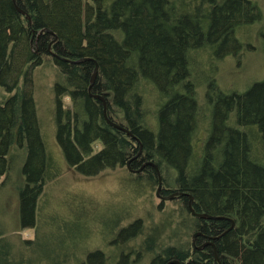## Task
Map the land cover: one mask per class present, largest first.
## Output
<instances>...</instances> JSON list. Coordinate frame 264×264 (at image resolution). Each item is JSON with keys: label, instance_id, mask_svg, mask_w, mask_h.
<instances>
[{"label": "trees", "instance_id": "obj_1", "mask_svg": "<svg viewBox=\"0 0 264 264\" xmlns=\"http://www.w3.org/2000/svg\"><path fill=\"white\" fill-rule=\"evenodd\" d=\"M258 12L249 0H0V87L10 93L0 99V190L18 162L17 227L34 231V238L16 242L0 232V264H264V80L241 92L210 80L199 109L190 78L191 53L234 52L235 30ZM49 43L61 57L87 60L52 57ZM220 46L225 50L217 53ZM48 57L55 67L53 137L63 166L89 177L129 161L137 173L125 177V188L144 198L156 185L153 167L144 164L152 162L161 174L159 194L183 193L158 211L164 218L124 224L131 209L99 215L80 206L64 216L39 203L61 169L46 147L32 95L33 71ZM93 61L97 73L88 90ZM148 88L153 126L145 120ZM91 95L102 96L107 119L131 135L107 124ZM188 196L195 212L221 218L193 216ZM68 218L96 228L74 232ZM94 238L103 250H89ZM208 241L217 260L210 244L196 248ZM66 247L75 253L63 254Z\"/></svg>", "mask_w": 264, "mask_h": 264}, {"label": "rangeland", "instance_id": "obj_2", "mask_svg": "<svg viewBox=\"0 0 264 264\" xmlns=\"http://www.w3.org/2000/svg\"><path fill=\"white\" fill-rule=\"evenodd\" d=\"M249 1L256 5L259 11L258 18L235 30L234 34L240 46L234 52L228 51L219 57L208 55L204 49L191 53L193 63L190 66V78L196 87L195 97L199 109L205 107L203 97L206 84L210 80H213L218 88L225 92H241L252 82L264 80V0ZM229 47L232 48L233 46L230 45ZM224 50V46H220L216 51L221 53ZM54 75L55 67L50 57L45 58L43 63L33 71L32 95L36 104L41 131L51 156L61 166L58 176L45 184L39 203L43 207L46 205L48 207L46 210L64 216L71 208H80V206L86 209V212L99 213V215L111 210L126 212L131 209V215L123 221L124 224L133 218H141L145 222L147 221L148 224L157 222L159 218H164L166 214H160L158 211L163 212L168 208H172L173 202L171 203L170 200L162 201L155 197L156 185L150 190L149 197L133 198V194H129L128 189L125 188L127 185L125 177L135 174V172L128 171L126 166L107 168L89 177L79 175L63 166L58 147L54 141L53 121H51L53 111L51 85ZM148 90V94L144 97V108L147 111L145 120L148 125L153 126L155 117L154 92L150 88ZM9 94L0 87V99L6 98ZM62 99L64 103H67V97ZM202 136V129L197 130V138ZM19 185V164L15 162L13 170L10 171L9 177H6V182L0 190L1 236L8 241L15 240V242L20 238H34L32 229L23 228L18 230L17 227L16 193ZM157 208L162 209L158 210ZM66 226H68V229H73L74 232L79 227L89 229L90 233H93L96 228V224L92 221L78 223L74 218H68ZM69 235L72 234L65 233L63 237ZM99 243L100 241H97V239L89 243L91 244L89 250L97 247H101L103 250V246H100ZM74 253L72 247H66L63 254Z\"/></svg>", "mask_w": 264, "mask_h": 264}, {"label": "water", "instance_id": "obj_3", "mask_svg": "<svg viewBox=\"0 0 264 264\" xmlns=\"http://www.w3.org/2000/svg\"><path fill=\"white\" fill-rule=\"evenodd\" d=\"M13 1V0H12ZM14 5V8L16 9V11H18L19 13L23 14V12L13 3ZM26 20H27V24L29 25L30 23V20H29V17L25 14L24 15ZM41 32H47L46 29H42L41 31H38V33H41ZM55 40V36L53 37V40ZM47 51L49 52V54L52 56V57H55L61 61H68V62H74V63H78V62H81L83 60H87V58H78L76 60H69L65 57H61L57 54H55L54 52H52L50 50V43L47 45ZM96 73H97V63L95 61H93V68L89 74V81H88V86H87V89L89 90V88L91 87L92 83L94 82V78L96 76ZM92 97L94 98H97L101 101V105H102V117L104 118V120L106 121L107 124H109L110 126H112L113 128L115 129H120L122 131H124L126 134L128 135H131L129 132H127L125 129H123L121 126H119L118 124L116 123H113L111 121H109L106 117V104H105V100L102 98V96L100 95H91ZM140 149V145L138 146V150ZM139 154L136 153V155ZM129 161H126L125 165H126V168L129 169ZM144 164H148V165H151L154 169V173H155V177H156V190H155V197H157L159 200H170L172 199L173 197L175 196H180V195H183V193H179V192H171L170 194L168 195H161L159 194V190H160V186H161V176H160V173H159V170L157 169L156 165L153 164L152 162H145ZM143 164V165H144ZM130 170V169H129ZM131 171H134L136 172L135 170H131ZM138 171V170H137ZM187 208H188V211L195 217L197 218H205V219H214V218H221V217H214V216H210V215H207L205 213H197L195 212L192 207H191V196H188V201H187ZM232 222H231V227H232ZM228 230V229H227ZM199 234L198 232H195L192 236V243H193V238L195 235ZM210 239H213V238H210ZM204 244H210L211 247H212V253H213V257L217 260V257H216V250H215V246L214 244L211 242V241H208V242H205V243H202L201 245H199L198 247H196L197 249L202 247ZM169 263H176V261L174 260H171V261H168L166 264H169Z\"/></svg>", "mask_w": 264, "mask_h": 264}, {"label": "flooded vegetation", "instance_id": "obj_4", "mask_svg": "<svg viewBox=\"0 0 264 264\" xmlns=\"http://www.w3.org/2000/svg\"><path fill=\"white\" fill-rule=\"evenodd\" d=\"M124 166H126V165H124ZM129 169H130V170H129ZM129 169L127 168L128 171H131V170H132V169L130 168V166H129ZM131 172H133V171H131Z\"/></svg>", "mask_w": 264, "mask_h": 264}]
</instances>
